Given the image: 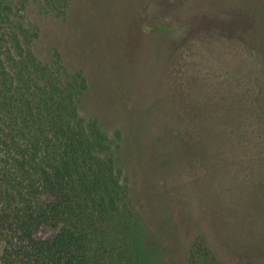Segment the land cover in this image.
I'll list each match as a JSON object with an SVG mask.
<instances>
[{
	"label": "rangeland",
	"instance_id": "1",
	"mask_svg": "<svg viewBox=\"0 0 264 264\" xmlns=\"http://www.w3.org/2000/svg\"><path fill=\"white\" fill-rule=\"evenodd\" d=\"M246 2L77 0L68 18H41L37 43L43 55L57 46L86 69L91 88L81 113L112 137L121 131L135 197L168 194L170 229L191 220L226 264H264V30L243 42L165 19L237 16L242 5H234ZM263 3L247 6L258 12ZM153 146L164 156L170 149V166Z\"/></svg>",
	"mask_w": 264,
	"mask_h": 264
},
{
	"label": "trees",
	"instance_id": "2",
	"mask_svg": "<svg viewBox=\"0 0 264 264\" xmlns=\"http://www.w3.org/2000/svg\"><path fill=\"white\" fill-rule=\"evenodd\" d=\"M76 2L0 0V264H226L191 220L170 229L168 194L135 197L121 131L112 137L81 113L91 88L86 69L71 66L57 46L46 56L38 49L41 18L66 19ZM245 4L234 5H242L237 16L165 21L245 42L264 30V3L258 12ZM224 21L237 27L225 32L217 24ZM153 148L170 166V149L164 156Z\"/></svg>",
	"mask_w": 264,
	"mask_h": 264
}]
</instances>
